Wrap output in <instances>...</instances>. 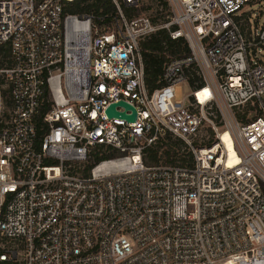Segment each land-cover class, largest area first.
Masks as SVG:
<instances>
[{"label": "built area", "instance_id": "1", "mask_svg": "<svg viewBox=\"0 0 264 264\" xmlns=\"http://www.w3.org/2000/svg\"><path fill=\"white\" fill-rule=\"evenodd\" d=\"M71 1L0 0V264H264V0H167L162 23L112 0L111 25ZM162 28L189 53L150 88ZM167 133L191 162L145 163Z\"/></svg>", "mask_w": 264, "mask_h": 264}, {"label": "trees", "instance_id": "2", "mask_svg": "<svg viewBox=\"0 0 264 264\" xmlns=\"http://www.w3.org/2000/svg\"><path fill=\"white\" fill-rule=\"evenodd\" d=\"M67 10L71 13L93 15L100 25H111L112 16L117 14V8L112 0H74L67 3ZM124 12L129 17H133L140 14V9L133 10L131 7L124 6ZM167 20L168 18L165 21ZM141 47L145 62L146 78L150 88H155L159 85L158 80L163 73L164 64L170 57H180L189 53L187 41L182 37L172 39L166 28L158 30L155 34L151 35V37L143 41ZM1 51L4 56L7 54V52L3 50ZM169 55L171 56L168 58ZM171 137L174 136L167 133L160 139L158 144L155 145L156 148H150V151H152L151 156L144 157L146 164H160L157 162V154L159 149H162L164 146L163 154L166 156L165 163H177L178 160L182 162L192 161L191 153L187 152V150L181 152V148L178 146L184 143V141L175 137L178 139V143L175 141L171 142ZM99 153L100 152L97 153L95 159L96 163L117 154L116 151H103L102 154ZM84 171H91V168H87Z\"/></svg>", "mask_w": 264, "mask_h": 264}, {"label": "rangeland", "instance_id": "3", "mask_svg": "<svg viewBox=\"0 0 264 264\" xmlns=\"http://www.w3.org/2000/svg\"><path fill=\"white\" fill-rule=\"evenodd\" d=\"M167 3V0H142L140 6L137 7H131L133 10L136 9H140V14L139 15H147L150 18H152V20L155 23H162L167 19V16L170 14V10L169 7L167 5H165ZM252 8H249L250 6H245V9H251L250 11L253 13L252 14V19H262V13L259 11L258 7V3H252ZM127 15V14H126ZM128 16V15H127ZM244 28L247 29V25L246 23H244ZM148 39V38H147ZM171 55L168 56V58ZM2 79H1V86H2ZM2 90H3V86H2ZM189 91L188 89V85L186 83H183L181 85H179L177 87V99L182 100L184 98L185 93ZM3 98L5 101H7L9 99V94L6 92H3ZM171 142H177L178 143V139H176L175 137H171ZM180 143V142H179ZM181 148V152H184L187 150L186 148V143H181L178 145ZM150 148H156L155 146H152ZM150 148L147 150L146 153V157H150L151 156V152ZM165 148V146L162 149H159L158 154H157V162L158 163H165L166 161V156L163 154V149ZM188 152V150H187ZM155 162V161H154ZM182 161L178 160L177 163H181Z\"/></svg>", "mask_w": 264, "mask_h": 264}, {"label": "water", "instance_id": "4", "mask_svg": "<svg viewBox=\"0 0 264 264\" xmlns=\"http://www.w3.org/2000/svg\"><path fill=\"white\" fill-rule=\"evenodd\" d=\"M117 106H124L126 109H132L133 110V114L128 115L126 111L124 112H119L117 111L116 107ZM107 113L110 117L112 116H121L123 118H126L129 121H134L136 118V111L134 108H132L128 103H126L125 101H120L118 103H113L107 110Z\"/></svg>", "mask_w": 264, "mask_h": 264}, {"label": "bare ground", "instance_id": "5", "mask_svg": "<svg viewBox=\"0 0 264 264\" xmlns=\"http://www.w3.org/2000/svg\"><path fill=\"white\" fill-rule=\"evenodd\" d=\"M230 161H232V157L230 158ZM91 171H93V170L91 169Z\"/></svg>", "mask_w": 264, "mask_h": 264}]
</instances>
